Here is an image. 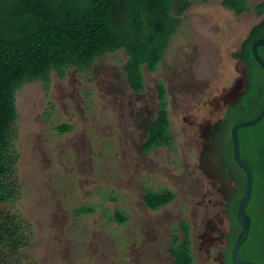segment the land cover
<instances>
[{
	"label": "rangeland",
	"instance_id": "obj_1",
	"mask_svg": "<svg viewBox=\"0 0 264 264\" xmlns=\"http://www.w3.org/2000/svg\"><path fill=\"white\" fill-rule=\"evenodd\" d=\"M222 1L192 0L177 17L157 71L142 70V92L126 83L123 51L102 56L87 71L69 68L61 77L51 71L47 84L38 79L16 89L17 118L5 146V165L12 169L4 177L13 193L0 212L28 245L11 258L13 264H174L168 249L173 236L179 242L185 237L181 223L188 226L194 262L220 264L229 214L215 192L218 180L201 168L205 139L199 129L223 121L238 97L247 70L232 54L262 19L252 8L264 0H247L250 10L240 15ZM159 83L166 90L171 141L144 153ZM63 124L71 130L55 129ZM240 152L252 167L256 198L248 213L260 244L264 175L253 169L247 144ZM165 188L174 199L148 209L147 191ZM82 207L92 212L76 216ZM8 261L2 257L1 264Z\"/></svg>",
	"mask_w": 264,
	"mask_h": 264
},
{
	"label": "trees",
	"instance_id": "obj_2",
	"mask_svg": "<svg viewBox=\"0 0 264 264\" xmlns=\"http://www.w3.org/2000/svg\"><path fill=\"white\" fill-rule=\"evenodd\" d=\"M192 0H0V203H9L13 191L4 184V177L12 169L5 165L10 125L17 118L14 92L23 83L40 79L49 82V73L55 71L61 77L67 69L84 72L93 67L99 58L123 51L127 60L123 67L128 87L135 93L144 87L143 68L154 72L161 63L172 35L178 27L177 17L185 14ZM222 5L237 15L250 10L247 0H223ZM252 10L262 19L253 26L233 59L240 61L247 70L246 89L243 97L227 109L222 121L221 156L223 170L234 179L235 189L228 199L230 234L227 249L222 253L224 264L230 262V248L239 231L235 212L244 186V173L235 165L231 155L229 129L240 121L251 120L264 106V73L254 61L251 44L264 38V1ZM264 60V47L258 48ZM156 119L148 127V137L142 151L148 153L163 144H170L166 90L162 83L156 86ZM229 120V123H226ZM67 133L71 126L63 124L55 128ZM240 149L245 144L254 153L253 169L264 175V118L251 127L238 131ZM242 158V156H241ZM244 163L252 169L246 160ZM148 194V195H147ZM145 205L157 210L174 199L172 192L147 191ZM256 193L247 207L252 211ZM264 201V200H263ZM264 209V202H263ZM90 207H82L75 215L90 214ZM6 212H0V264H13L11 258L28 245L22 233L11 226ZM250 216V215H249ZM115 218L123 222L125 217L117 213ZM184 238L177 243L174 237L169 252L175 264H196L190 250L188 228L182 224ZM250 218L249 237L240 250L242 258L264 264V243L257 244Z\"/></svg>",
	"mask_w": 264,
	"mask_h": 264
},
{
	"label": "water",
	"instance_id": "obj_3",
	"mask_svg": "<svg viewBox=\"0 0 264 264\" xmlns=\"http://www.w3.org/2000/svg\"><path fill=\"white\" fill-rule=\"evenodd\" d=\"M260 47H264V38H259L255 40L250 46V52L254 61L257 63V65L264 73V60L258 53V48ZM263 118H264V106L262 107V109L260 110V112L257 114L256 117H254L251 120L237 122L233 124L229 130L232 159L235 165L244 173L245 176L244 190L241 197L239 198L235 212V220L238 225L239 231L230 249L231 264H257L253 261L243 260L239 256L242 246L245 244V242L249 237L250 217L247 214L246 210L252 196L254 177L251 169L244 163V161L241 158L238 131L240 129L256 125ZM227 187H228V192L233 190V184L231 180H229V182L227 183Z\"/></svg>",
	"mask_w": 264,
	"mask_h": 264
},
{
	"label": "flooded vegetation",
	"instance_id": "obj_4",
	"mask_svg": "<svg viewBox=\"0 0 264 264\" xmlns=\"http://www.w3.org/2000/svg\"><path fill=\"white\" fill-rule=\"evenodd\" d=\"M157 69L155 71H157ZM246 80H247V72H246V78L243 77L241 82H240L241 90H240V93H239L238 97H236V100H234V102H232L227 107V109L229 107H232L234 104H236L243 97L245 89H246ZM221 121L222 120H219L218 122H215L214 124L206 123L204 126L200 127L199 130H200V133L203 135V138L205 139L204 140L205 142L202 145V151H201L199 157H200L201 168H202L204 174H206L208 177H211V178H214V179L218 180L219 185H218V187H216V191L215 192L218 193L221 196V198L224 201V203L226 202L225 206H226V209L228 210V199L230 198L231 193L233 192V190L235 188H234V185H233V190L228 192L227 183L229 182V180H231L232 183L233 182L235 183V181H234V179L232 177H230L223 170V158L221 156V150H222V146H221L222 142H221V140L220 141L218 140L219 142H217V144H215V142H214V140L217 139L218 135L221 134V131H222L221 130L222 129V122ZM147 137H148V134H147ZM147 137H146V139H147ZM220 137H221V135H220ZM211 141L214 142V145H213V143ZM212 145H213V148L211 147ZM164 190H168V191L172 192L171 190L166 189V188ZM164 190H163V192H164ZM172 194L174 195L173 192H172ZM143 200H144V198H143ZM168 204H164L161 207H163L165 205H168ZM151 211H156V210H151ZM182 224H185V223H181V227H182ZM187 228H188V226H187ZM229 234H230V232H229ZM174 237L175 236H173V238H172V243L174 242ZM177 243H179L178 240H177ZM169 249H168V253H169L170 257L172 258L171 254L169 252ZM239 256H240V254H239ZM240 258L243 259V260H248V259L242 258L241 256H240ZM217 260L219 261L220 264H224L222 256H220ZM249 261H251V260H249ZM174 264H175V262H174Z\"/></svg>",
	"mask_w": 264,
	"mask_h": 264
}]
</instances>
